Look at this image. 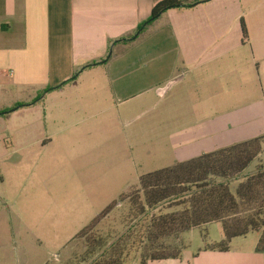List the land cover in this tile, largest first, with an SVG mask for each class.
Returning <instances> with one entry per match:
<instances>
[{"label":"crops","instance_id":"1","mask_svg":"<svg viewBox=\"0 0 264 264\" xmlns=\"http://www.w3.org/2000/svg\"><path fill=\"white\" fill-rule=\"evenodd\" d=\"M161 1L0 0V152L6 128L13 153L62 149L66 122L96 115L134 120L152 107L174 163L264 137V0H200L122 41ZM113 44L106 63L86 68ZM19 104L25 106L13 109ZM101 129L112 136L111 127ZM259 164L264 143L234 183ZM204 231L209 244L223 238L219 223L193 228L182 236L178 259L149 264H264V251L256 250L262 231L233 239L225 252L203 249Z\"/></svg>","mask_w":264,"mask_h":264},{"label":"rangeland","instance_id":"2","mask_svg":"<svg viewBox=\"0 0 264 264\" xmlns=\"http://www.w3.org/2000/svg\"><path fill=\"white\" fill-rule=\"evenodd\" d=\"M154 114L152 107L134 120L117 115L111 120L96 115L77 125L72 120L60 126L67 147H35L19 154L10 148L8 128L3 130L0 264H93L109 244L129 230L142 233L148 216L136 217L128 197L142 175L174 163L168 135L152 123ZM105 126L112 128V136L102 131ZM237 186L233 182L232 191ZM115 202L94 231L105 241L102 248L94 249L87 239L72 242ZM162 206L154 214L169 207ZM135 248L124 264H139Z\"/></svg>","mask_w":264,"mask_h":264},{"label":"trees","instance_id":"3","mask_svg":"<svg viewBox=\"0 0 264 264\" xmlns=\"http://www.w3.org/2000/svg\"><path fill=\"white\" fill-rule=\"evenodd\" d=\"M200 2L163 0L155 5L151 16L139 24L136 32H144L168 10L192 8ZM240 23L243 40L246 41L249 35L243 18ZM136 32L122 41H132L130 39ZM107 56L101 62H94L86 68L106 63L110 59H107ZM78 75L76 73L65 83L76 81ZM51 90L53 88L47 89L46 92ZM41 97L42 94L33 103ZM24 106L19 104L13 109ZM263 143L264 137H257L142 175L128 199H131V210L136 217L148 216L144 230L142 233L129 230L109 244L93 264H124L125 257L137 243L135 252L140 258L139 264L178 259L185 249L182 236L193 228L211 223L221 225L223 238L219 242L209 244L204 235L203 249L225 252L230 249L233 239L262 231L256 250L263 252L264 164H259L254 173L246 176L235 191L231 189V184L262 154ZM164 203L172 205L159 214H154L155 210L163 208ZM116 205V202L111 204L84 227L77 239H87L85 242L94 249L102 248L105 241L95 236L94 231L103 217Z\"/></svg>","mask_w":264,"mask_h":264},{"label":"water","instance_id":"4","mask_svg":"<svg viewBox=\"0 0 264 264\" xmlns=\"http://www.w3.org/2000/svg\"><path fill=\"white\" fill-rule=\"evenodd\" d=\"M140 32L141 31L136 32L135 36H133L130 40H135L140 35ZM113 46H114V44L110 47L107 59H109L113 54ZM7 113H9V111L3 112L2 114H7Z\"/></svg>","mask_w":264,"mask_h":264}]
</instances>
